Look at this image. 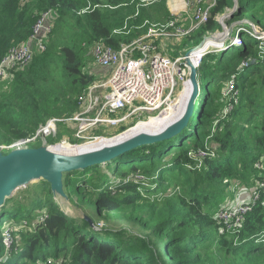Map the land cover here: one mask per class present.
<instances>
[{
	"label": "trees",
	"instance_id": "obj_1",
	"mask_svg": "<svg viewBox=\"0 0 264 264\" xmlns=\"http://www.w3.org/2000/svg\"><path fill=\"white\" fill-rule=\"evenodd\" d=\"M141 1L0 0V62L12 47L29 42L42 12L53 10L56 15L46 51L35 55L29 70L9 72L13 82L5 91L14 92L0 99V146L34 135L53 118L72 119L80 111L81 99L96 75L85 70L86 63L73 37H80L79 46L103 41L118 50L144 36L150 24H167L174 19L168 0L147 5ZM245 1L234 18L242 19L250 13L264 32V11H260L263 0ZM232 2L217 0L208 22L178 40L174 54L179 55L189 42L217 31L216 17ZM250 32L246 27L239 30L244 38L242 46L203 57L201 103L189 129L173 139L118 156L106 166L105 174L100 167L88 171L96 172L97 182L92 178L78 181L72 176L67 182L70 190L99 214L142 208L136 205L137 198L142 197L138 184L130 177L137 173L155 180V189L143 188L145 193L158 196L161 189L166 194L169 176L182 184L188 201L175 198V194L145 206L144 214L136 220L150 233L134 237L124 230L95 231L86 221L69 217L57 208L51 190L45 186L44 200L1 212L7 214L0 217V264H213L210 259L224 247L243 254L246 264H264V191L260 188L264 182V168H260L264 160V48ZM59 69L63 77L60 83L56 81ZM232 79L235 90L226 95ZM61 128L63 137L74 133L64 125ZM71 142L75 143L73 139ZM201 152L206 155L201 156ZM196 158H200L198 163ZM112 173L121 175L123 181L114 190L107 188ZM253 176L255 184L247 202L252 211L241 224L230 226L235 221L225 222L220 214L235 206L222 207L218 201L233 182H246V177ZM88 188L96 194L87 196ZM256 195L259 197L253 202ZM37 211L46 212L35 221ZM8 218L25 221L24 228L30 227L10 228V249L3 231V221Z\"/></svg>",
	"mask_w": 264,
	"mask_h": 264
},
{
	"label": "rangeland",
	"instance_id": "obj_2",
	"mask_svg": "<svg viewBox=\"0 0 264 264\" xmlns=\"http://www.w3.org/2000/svg\"><path fill=\"white\" fill-rule=\"evenodd\" d=\"M210 4L211 2L207 1V6H209ZM240 4L241 5L246 4V1L240 0ZM231 7H233V2L230 4L229 8ZM261 8H260V11L261 12L264 11V0L261 4ZM222 14L223 13L219 14L216 17V19L218 20V18ZM250 17H251V14L249 13L248 17H245L244 19H248L252 21ZM235 19L237 18L229 19V21L227 20L226 24L230 26L231 22ZM189 23H190V19L186 21H182V24L185 27H188ZM219 30H222V28L220 27ZM70 35L73 36V33H70ZM238 35L240 39L243 38L241 34L237 33L234 39L231 41V46L230 45L224 46L221 50H223L224 48L229 50L233 47L239 46V44L234 45L235 39L238 38L237 37ZM251 35L253 36L254 34L251 33ZM261 36H264V35H261ZM79 40H80L79 36H75L72 38V42L76 44L77 51H79L82 54L83 60L86 63L85 70L89 73H94L96 75L94 84L89 86L85 94V97L81 100L79 104L80 111L77 114H75L72 119H59V118L51 119V120L55 119L58 121H55L53 123L54 130L49 134L39 133L41 129L40 128L34 135H31L25 139L16 141L10 146H0V157L7 156L11 154L12 152H15L18 150H27V151L37 150V149L44 147L46 144H54V145H60V146L46 148L45 150L41 152L47 153L52 156L53 155L60 156L63 159L79 158V157H83L88 154L93 155L98 152H102L101 151L102 149L98 150V148L108 147L109 145H112L114 144V142L117 141V140H111V139L120 137L128 132L134 133L137 131H147L152 126V123L156 119H158L164 113H169L171 109L173 108V106L176 104V101L180 99L181 97L180 99L181 104H179V110L177 109V111L174 114L180 113L183 98L185 96V88L183 86L179 87V89L176 91L174 96H172V98L166 103L163 109L157 113H151V114L150 113H144V114L137 113L129 117V119L125 120L124 122H120L116 125H111V124L103 123V122H95V119L101 112L106 102L107 91L104 87V84L110 78L112 70L101 68L100 66H98L94 61V56H93L94 46L88 47L87 45H84V44L82 46H79V43H78ZM202 40L203 38L195 39L192 42H189L187 47L181 53H179V55H175L174 53H176V46L180 42H174V41L166 42L164 53L173 59L179 58L181 57L182 54H184L185 50L191 49L194 46L200 44ZM242 40L244 44V38ZM259 42H260L259 46L264 48V39H262V41L260 39ZM125 45H128V44H125ZM210 50H211L210 53L218 52V50L215 48L210 49ZM31 65L32 64H30L29 66L25 68L19 69L17 71L25 72L31 68ZM62 78H63L62 73H61V70L59 69L57 71L56 81L60 83ZM12 82H13L12 78L9 74L6 78H3L0 80V99H4L6 96L13 94L14 91H5L6 90L5 88L8 87L10 83L12 84ZM228 92H226V95H229L232 93L231 92L228 94ZM237 94L238 93H236V95ZM85 98L87 99L85 100ZM200 103H201V99L199 100L198 107ZM127 114H128L127 110L121 113H117V114H109L105 112L103 114V117L105 119H110V118L119 119V118L124 117ZM81 119H85L87 120V122H82ZM51 120L47 121V123L43 127H46ZM62 125L72 130L74 132L73 135L66 134L63 137L61 134ZM80 130H82V133H80V136H78ZM38 133L40 135H38ZM72 139L75 141V143L71 142ZM208 144H211V142L208 141ZM211 145H207V148L211 149L212 148ZM200 155L205 156L206 154L204 152H201ZM114 160H112L111 162H113ZM195 161L198 163L200 161V158H196ZM108 164L109 163L104 164V165H99L93 168L83 169L80 171H73L70 173H65L61 180V185H62L61 192L53 191L51 183L47 180L40 179V180L34 181L30 183L28 186H25L19 190H16L11 198H7L5 200L3 206L0 209V217L3 218L5 216L4 215L5 212H3V214H1V212L6 208H12L18 205L22 207H28V206H31L32 201L34 200H44L45 193L43 190H44V187L47 186L51 190V193H52L51 195L54 199V202L57 208L60 211L64 212L65 214H68V216L76 220H80V221H85L84 219L85 216H88L95 223L103 225L104 227L108 228L109 231L111 232L119 233L122 230H124V231L129 232L134 237H146L150 233V229H144L139 224V221L136 220L137 217H140L144 214L145 206H150L152 205L151 203H155V202L161 203L162 200H164L165 198H169L175 194L178 195L175 198L180 197L188 201V198H187L188 196L184 192L182 184H178L177 181L175 182L169 176L166 178V185L168 186V190L166 194H164L161 189L158 191V196L145 193L143 188L152 189V190L155 189L156 183H153V181L155 180L150 179V178L148 180L147 179L148 177L145 176L144 174L137 173L136 175H132L130 177H133L134 182L138 184V191L141 193L142 197L140 196L137 198L138 200H137L136 205L142 206V208L137 209L135 211H132V209L129 208L131 210H126L124 212L102 211V213L99 214L98 211L93 206H89L83 203L81 200V197L78 196L72 190H70L67 182H68V178L71 176L76 177L78 181H82V180L88 181L89 178L90 179L92 178L94 182H97V177L95 175L96 172H93V171L89 173L87 172L97 167H100L101 174H105L107 173V169L105 168ZM260 168H264V160L261 162ZM84 173H87V174H84ZM120 176H116L114 173H112L110 175V183H109L110 186L108 185L107 188L114 190L115 186L119 182H123ZM236 182H238L237 186H235ZM254 184H255L254 176L252 178L246 177V182L245 180L235 181L228 188V190L224 193V195L222 196V199L218 202L220 203L222 207L228 206L230 204L231 206H236L241 203H247L249 202L251 198V195L253 192L252 189H253ZM81 185L83 184L81 183L80 186ZM139 187H141V189H139ZM92 194H96L95 191L92 192L91 189L88 188L87 196L92 195ZM45 212L46 211H37L36 213H34V220L38 221L41 218H43ZM218 214H219V211L216 213L215 217ZM146 219L147 217L142 218V220H146ZM3 224H4L3 231L6 235L5 245L9 249L12 247V240L8 233L11 227H15L18 229L23 228L22 230L30 229L29 226L27 228H24L26 226L25 221H21V220L14 221L12 220V218H8L4 220ZM215 249L216 247L212 248L213 251ZM242 255L243 254L233 253L224 247L221 252L216 253L210 260L213 262V264H234V262H236L237 264H246L247 261L245 262ZM59 261L63 262L61 260ZM38 264H45V263H38ZM49 264H54V262H50Z\"/></svg>",
	"mask_w": 264,
	"mask_h": 264
},
{
	"label": "built area",
	"instance_id": "obj_3",
	"mask_svg": "<svg viewBox=\"0 0 264 264\" xmlns=\"http://www.w3.org/2000/svg\"><path fill=\"white\" fill-rule=\"evenodd\" d=\"M155 1L160 0H142L141 2L147 5ZM207 1L211 2L209 6H207ZM167 3L170 13L174 17L171 22L150 24L144 36L128 45H122L118 50H114L103 41L94 45L95 63L101 68L112 70L110 78L104 84L107 91L106 102L95 122L116 125L137 113H157L163 109L180 86L185 88L186 75L182 65L183 55L176 59L167 56L164 53L165 43L177 42L186 38L206 24L217 0H168ZM188 19H190L189 26L185 27L182 21ZM55 20L56 15L53 10H46L41 13L29 42L12 47L2 58L0 78H6L11 70H19L29 66L36 53L46 51V40L53 32ZM237 37L234 45L242 46L243 38L240 39L239 35ZM253 37L258 41L264 39V36L253 35ZM203 57L197 60L199 68ZM229 84L228 94L235 90L233 79ZM125 110L128 111V114L119 119H105L103 117L105 112L117 114ZM55 121L58 120H51L46 127L40 129L39 133H44L46 128L52 126L48 134L51 133L54 130L53 123ZM81 121L87 122L85 119H81ZM39 133L38 135H40ZM80 133L82 130L79 131L78 136ZM260 188L264 191V182L261 183ZM258 197L259 195H256L253 202ZM250 211H252L251 203L241 204L222 211L220 219L225 222L235 221L230 226H236L241 224L244 216ZM230 226L229 228H231Z\"/></svg>",
	"mask_w": 264,
	"mask_h": 264
},
{
	"label": "water",
	"instance_id": "obj_4",
	"mask_svg": "<svg viewBox=\"0 0 264 264\" xmlns=\"http://www.w3.org/2000/svg\"><path fill=\"white\" fill-rule=\"evenodd\" d=\"M241 9L240 0H233V7L226 8L223 14L216 19L222 30L209 32L204 35L200 44L185 50L182 65L186 75L185 96L181 105V111L175 114V118L166 122L164 127L158 131H137L126 133L111 140H117L108 147H100L96 154H88L79 158L63 159L60 156H52L41 152L46 148L59 147L60 145L46 144L44 147L33 150H18L7 156L0 157V209L7 198H11L16 190L30 183L44 179L51 183L52 190L61 192V180L65 173L93 168L110 163L122 154L132 150L159 144L179 136L184 130L190 128V124L198 110L199 99L202 95V84L200 68L197 60L211 50L210 45L214 43L215 49L220 51L224 46L231 45L235 35L240 28H248L254 35H264L258 26L248 19H235L230 26L226 21L233 19ZM135 130V129H134ZM110 141V140H108ZM81 147V146H80ZM83 147V146H82ZM68 215V214H66ZM70 217V216H69ZM85 221L95 231H109L103 225L95 223L90 217L85 216Z\"/></svg>",
	"mask_w": 264,
	"mask_h": 264
},
{
	"label": "bare ground",
	"instance_id": "obj_5",
	"mask_svg": "<svg viewBox=\"0 0 264 264\" xmlns=\"http://www.w3.org/2000/svg\"><path fill=\"white\" fill-rule=\"evenodd\" d=\"M209 50L215 48V44H209ZM213 53V52H212ZM204 59V58H203ZM181 99V97H180ZM178 99L176 101V104L173 106V108L171 109V111L169 113H164L163 115H161L158 119H156L153 123L152 126L148 129V130H153V131H158L159 129L161 130L165 125L166 122L172 120L173 118H175V112L177 111V109L179 110V104H181V100ZM92 102V101H91ZM52 128V126L46 128L44 130V133H48L50 131V129ZM147 130V131H148ZM56 264V263H55Z\"/></svg>",
	"mask_w": 264,
	"mask_h": 264
},
{
	"label": "crops",
	"instance_id": "obj_6",
	"mask_svg": "<svg viewBox=\"0 0 264 264\" xmlns=\"http://www.w3.org/2000/svg\"><path fill=\"white\" fill-rule=\"evenodd\" d=\"M167 5H168V3H167ZM168 8H169V7H168ZM138 39H140V38H138ZM134 41H135V40H134ZM134 41H133V42H134Z\"/></svg>",
	"mask_w": 264,
	"mask_h": 264
}]
</instances>
